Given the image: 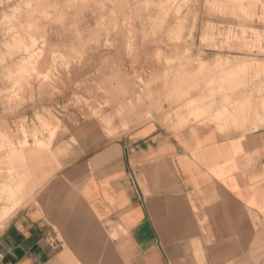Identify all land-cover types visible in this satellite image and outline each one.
<instances>
[{
    "label": "crops",
    "instance_id": "1",
    "mask_svg": "<svg viewBox=\"0 0 264 264\" xmlns=\"http://www.w3.org/2000/svg\"><path fill=\"white\" fill-rule=\"evenodd\" d=\"M41 26L51 55L39 68L57 54L91 65L75 81L98 74L104 56L75 54L93 22L84 35L71 21ZM104 86L111 103L96 96L100 108L75 110L24 153L23 189L66 185L65 210L21 194L0 229V264H264V88L242 124L170 126L143 121L133 98Z\"/></svg>",
    "mask_w": 264,
    "mask_h": 264
},
{
    "label": "rangeland",
    "instance_id": "2",
    "mask_svg": "<svg viewBox=\"0 0 264 264\" xmlns=\"http://www.w3.org/2000/svg\"><path fill=\"white\" fill-rule=\"evenodd\" d=\"M50 19L83 35L95 24L75 54L104 56L98 74L75 81L91 65L57 54L39 68L51 55L41 30ZM255 22L264 25L263 0H0V229L21 204L24 153L46 147L75 110L100 108L96 96L111 103L107 83L133 98L129 110L143 121L242 124L263 98L264 33Z\"/></svg>",
    "mask_w": 264,
    "mask_h": 264
},
{
    "label": "clouds",
    "instance_id": "3",
    "mask_svg": "<svg viewBox=\"0 0 264 264\" xmlns=\"http://www.w3.org/2000/svg\"><path fill=\"white\" fill-rule=\"evenodd\" d=\"M24 199L31 201L33 196L41 197L47 206L54 212H62L65 210V197L68 194L66 185L52 184L43 185L40 183L28 184L21 193ZM34 202V201H33ZM20 264H29L27 258Z\"/></svg>",
    "mask_w": 264,
    "mask_h": 264
},
{
    "label": "bare ground",
    "instance_id": "4",
    "mask_svg": "<svg viewBox=\"0 0 264 264\" xmlns=\"http://www.w3.org/2000/svg\"><path fill=\"white\" fill-rule=\"evenodd\" d=\"M5 139H6V138H5ZM6 140H7V139H6ZM4 141H5V140H4ZM4 141H2L1 143H4ZM7 141H8V140H7ZM11 142L13 143V141H11ZM7 143H10V142H7ZM5 144H6V143H5ZM24 144H25V143H24ZM24 144H23V145H24ZM3 145H4V144H3ZM14 145H16V144H14ZM18 145H19V144H18ZM21 145H22V144H21ZM5 146H7V145H5ZM16 146H17V145H16ZM16 146H15V148H16ZM26 146H28V145H26ZM32 146H33V145H32ZM32 146H31V147H32ZM34 146H35V144H34ZM8 147H9V146H8ZM13 147H14V146H13ZM19 147H20V145H19ZM11 148H12V147H11ZM17 148H18V147H17ZM17 148H16V149H17ZM12 149H13V148H12ZM18 151H19V150H18ZM21 152L23 153V150H22ZM6 156H7V155H6ZM6 156H4V157H6ZM4 157H3V158H4ZM1 158H2V157H1ZM9 158H10V157H9ZM53 158H54V157H53ZM5 159H6V158H5ZM0 173H2V172H0ZM11 173H12V172H11ZM11 173H10V174H11ZM1 176H3V175H1ZM4 177H5V176H4ZM0 178H2V177H0ZM9 178H10V177H9ZM11 178H12V177H11ZM11 178H10V179H11ZM14 178H16V176H14ZM2 180H3V179H2ZM8 181H10V180H8ZM3 184H4V183H3ZM6 185H7V184H6ZM2 186L4 187V185H2ZM1 188H2V187H1ZM11 188H12V187H11ZM0 190H3V189H0ZM4 190H5V188H4ZM4 190H3V191H4ZM12 190H13V189H11V191H12ZM7 191H9V189H8ZM0 194H1V193H0ZM5 195H6V194H5ZM0 196H2V194H1ZM20 196H21V195H20ZM20 196H18V194H17V197H16V195H15V198H18V197H20ZM5 197H6V196H5ZM5 197H4V198H5ZM1 198H2V197H1ZM6 199H7V198H6ZM19 199H20V198H19ZM3 200H4V199H3ZM11 200H12V199H11ZM12 201H13V200H12ZM6 202H7V201H6ZM6 202H5V203H6ZM17 202L19 203V201H17ZM17 202H16L15 206H17ZM9 204H10V203H9ZM2 206H3V205H2ZM12 207H13V205H12ZM4 210H5V209H4ZM12 210H13V208H12ZM1 211H2V210H1ZM1 211H0V212H1ZM7 212H8V211H7ZM9 212H10V211H9ZM11 212H12V211H11ZM11 212H10V213H11ZM2 213H3V212H2ZM2 213H0V214H2ZM4 214H5V213H4ZM6 214H7V213H6ZM6 216H9V215H5L4 217H6ZM6 218H7V217H6Z\"/></svg>",
    "mask_w": 264,
    "mask_h": 264
}]
</instances>
